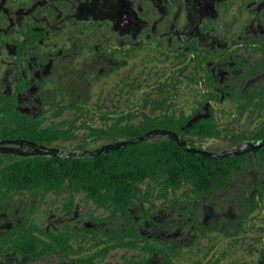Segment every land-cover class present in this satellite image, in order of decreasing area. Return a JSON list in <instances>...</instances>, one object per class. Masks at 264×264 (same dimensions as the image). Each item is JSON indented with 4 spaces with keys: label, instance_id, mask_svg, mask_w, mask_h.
I'll list each match as a JSON object with an SVG mask.
<instances>
[{
    "label": "flooded vegetation",
    "instance_id": "1",
    "mask_svg": "<svg viewBox=\"0 0 264 264\" xmlns=\"http://www.w3.org/2000/svg\"><path fill=\"white\" fill-rule=\"evenodd\" d=\"M146 67L154 93L135 124L186 117L179 129L149 127L146 140L172 133L203 148L182 131L209 119L225 133L215 102L233 99L237 114L264 103V0H0V264H264V174L227 192L237 172L264 164V146L250 149L264 141L254 135L262 123L241 142L208 149L253 154L225 185L147 177L127 213L60 174L50 186L1 184L25 160L57 166L122 147L133 136L115 132L134 123L107 113L97 117L103 125L84 126L96 133L80 136L90 115L83 104L91 86L114 79L121 90L122 74L140 81ZM181 85L202 87L186 113L175 105Z\"/></svg>",
    "mask_w": 264,
    "mask_h": 264
},
{
    "label": "trees",
    "instance_id": "2",
    "mask_svg": "<svg viewBox=\"0 0 264 264\" xmlns=\"http://www.w3.org/2000/svg\"><path fill=\"white\" fill-rule=\"evenodd\" d=\"M246 107L247 103L240 110ZM185 118H176L175 115L146 117L141 124L122 125V131L115 133L134 137L155 125L179 129ZM187 133L200 139L220 135L216 125L209 119L191 126L190 130L182 131V134ZM254 135L264 139V123ZM252 156L250 153L217 158L187 151L176 140L163 138L132 143L97 156L63 159L57 166L47 160H25L5 171L13 179L3 180L1 184L14 187L50 186L55 184L50 181V176L60 174L61 180L68 177L78 189L86 191L107 209L115 208L127 213L132 196L140 189L138 184L147 177L163 180L175 187L188 182L194 189H209L225 185L230 175L241 169L245 159ZM257 156L264 161V147L258 150ZM25 237L32 243L35 236Z\"/></svg>",
    "mask_w": 264,
    "mask_h": 264
},
{
    "label": "rangeland",
    "instance_id": "3",
    "mask_svg": "<svg viewBox=\"0 0 264 264\" xmlns=\"http://www.w3.org/2000/svg\"><path fill=\"white\" fill-rule=\"evenodd\" d=\"M138 61V60H137ZM145 68V66H143ZM147 74L141 77V83L136 78L124 77L122 74V87L121 90H118L116 80L112 79L105 85H93L88 90L87 100L83 104L85 110H89V116L84 119V124L78 129V134L81 136L83 134L96 133L90 131V129L85 128L84 126H98L103 125V123L98 122L97 117H101L104 114L110 113H119L124 118L130 119L132 123H138L137 116L139 111L143 108V111H146V106L148 104V95L153 94L154 92L153 85L154 82H151L153 77L151 67H146ZM122 69V73H123ZM139 85H138V84ZM185 84V83H184ZM186 85V84H185ZM178 90L176 94L179 95L178 98H175L176 109L179 108L184 112H188L191 107L194 96L197 95L199 91L202 90L201 86H189L186 88L181 85L177 87ZM149 97V98H148ZM146 100V101H145ZM151 100V99H149ZM237 102L231 98L224 99L220 102L214 103L215 118L219 121L221 127L224 126L225 130L222 135L215 137H206L202 139L195 138V144L206 149H222L227 145H231L233 139L238 138L239 141H243L244 137H251L250 133H246V129H249L251 132L256 128L257 125L264 122V103H259L253 107L252 112H247L243 114H237L235 108ZM260 106V107H259ZM154 109V108H153ZM255 111H259V115L255 116ZM123 119V117H122ZM102 139L94 140L90 144H98L102 142ZM257 165H250L247 169L242 172H237L235 174V180L233 181V186L230 191H227L230 194H235L240 188L239 184L243 181L244 183L250 182L255 175L264 174V164L257 162ZM262 178V177H259ZM16 197L12 198L11 201H15ZM256 215V214H255ZM258 215V214H257ZM258 219V218H257Z\"/></svg>",
    "mask_w": 264,
    "mask_h": 264
},
{
    "label": "water",
    "instance_id": "4",
    "mask_svg": "<svg viewBox=\"0 0 264 264\" xmlns=\"http://www.w3.org/2000/svg\"><path fill=\"white\" fill-rule=\"evenodd\" d=\"M147 135H148V133H143V134L138 135V136L127 138L123 142H120L119 146H127V145L132 144V143L145 141L147 139ZM169 137L174 138L184 149H186L187 151H190V152L202 153V154H206V155L213 156V157H219V156L225 155V151H211L208 149L199 148V147L192 145V144H188L178 134H172L171 133V134H169ZM262 146H264V141L260 144H257V143L251 144L250 149L256 150Z\"/></svg>",
    "mask_w": 264,
    "mask_h": 264
}]
</instances>
